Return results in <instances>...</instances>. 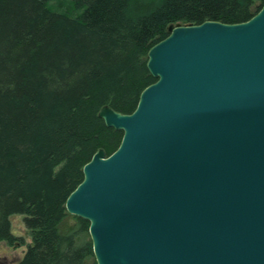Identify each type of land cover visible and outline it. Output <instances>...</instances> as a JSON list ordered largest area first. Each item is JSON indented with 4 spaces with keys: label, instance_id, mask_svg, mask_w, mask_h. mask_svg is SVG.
<instances>
[{
    "label": "water",
    "instance_id": "1",
    "mask_svg": "<svg viewBox=\"0 0 264 264\" xmlns=\"http://www.w3.org/2000/svg\"><path fill=\"white\" fill-rule=\"evenodd\" d=\"M168 31L136 109L100 110L122 141L66 207L90 222L97 264H264V5Z\"/></svg>",
    "mask_w": 264,
    "mask_h": 264
},
{
    "label": "trees",
    "instance_id": "2",
    "mask_svg": "<svg viewBox=\"0 0 264 264\" xmlns=\"http://www.w3.org/2000/svg\"><path fill=\"white\" fill-rule=\"evenodd\" d=\"M264 0H0V241L23 214L32 238L18 264H97L87 219L66 201L84 166L123 130L99 116L132 113L156 78L150 48L171 24L249 20ZM73 215L76 224L65 229Z\"/></svg>",
    "mask_w": 264,
    "mask_h": 264
},
{
    "label": "rangeland",
    "instance_id": "3",
    "mask_svg": "<svg viewBox=\"0 0 264 264\" xmlns=\"http://www.w3.org/2000/svg\"><path fill=\"white\" fill-rule=\"evenodd\" d=\"M12 219L13 233L21 236L24 239V244L16 243L10 245L7 241H0V264H18L27 249L28 243H31L32 238L30 231L24 223L23 214H14ZM76 224V219L73 215H69L65 222V229L69 230Z\"/></svg>",
    "mask_w": 264,
    "mask_h": 264
},
{
    "label": "bare ground",
    "instance_id": "4",
    "mask_svg": "<svg viewBox=\"0 0 264 264\" xmlns=\"http://www.w3.org/2000/svg\"><path fill=\"white\" fill-rule=\"evenodd\" d=\"M101 109H102V108H101ZM101 109H100V110H101ZM99 112H100V111H99ZM99 116H100V115H99ZM100 117H101V116H100ZM66 208H67V207H66ZM67 211H68V209H67ZM68 212H69V211H68ZM69 213H70V212H69ZM70 214H72V213H70ZM73 215H74V214H73Z\"/></svg>",
    "mask_w": 264,
    "mask_h": 264
}]
</instances>
